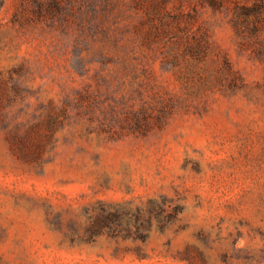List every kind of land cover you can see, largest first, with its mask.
<instances>
[{"label":"rangeland","instance_id":"rangeland-1","mask_svg":"<svg viewBox=\"0 0 264 264\" xmlns=\"http://www.w3.org/2000/svg\"><path fill=\"white\" fill-rule=\"evenodd\" d=\"M0 264H264V0H0Z\"/></svg>","mask_w":264,"mask_h":264}]
</instances>
